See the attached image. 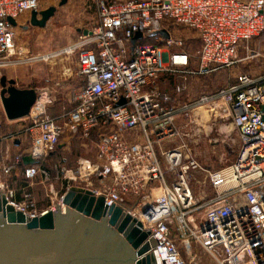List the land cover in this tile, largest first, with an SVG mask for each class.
<instances>
[{"label": "built area", "instance_id": "built-area-1", "mask_svg": "<svg viewBox=\"0 0 264 264\" xmlns=\"http://www.w3.org/2000/svg\"><path fill=\"white\" fill-rule=\"evenodd\" d=\"M41 3L0 0V70L13 64L17 52L9 19L19 22L40 11ZM95 6L97 23L70 47L79 51L84 83L75 106L51 116V93L36 90L38 99L25 123L3 138L12 146L19 140L21 149L8 156L9 163H0V197L6 195L18 211L35 218L65 209L64 197L75 185L142 223L157 242L151 250L157 264H187L173 236L176 230L191 254L190 264L200 262L197 247L211 264H264V78L241 74L236 82L184 105L155 86L160 76L187 82L193 75L237 66L243 44L264 35V0H95ZM161 31L169 37L154 35ZM137 33L143 37L133 46ZM191 41L199 43L196 71L186 49ZM186 89L185 83L177 85L175 96ZM208 105L216 118L231 122L241 147L229 167L207 171L215 194L202 202L190 185L192 171L202 167L186 145H163L184 136L180 118L197 126L198 110ZM3 123L0 114V127ZM93 133L98 136L95 158L78 160L74 169L58 167V191L49 170L25 165L28 187L40 179L46 190L50 204L44 210L37 209L32 194L16 200V190L4 178L26 157L38 163L55 153L63 138L90 139Z\"/></svg>", "mask_w": 264, "mask_h": 264}, {"label": "rangeland", "instance_id": "rangeland-1", "mask_svg": "<svg viewBox=\"0 0 264 264\" xmlns=\"http://www.w3.org/2000/svg\"><path fill=\"white\" fill-rule=\"evenodd\" d=\"M60 1L42 0L40 11L51 6L58 8L55 16L50 19L45 28L31 26L29 13L20 18L18 26L14 27L17 52L13 56V64L0 70V78L6 76L8 79L16 80L19 88L49 90L53 98V104L49 107L51 116H59L75 106V96L84 83L78 73L79 51L71 52L70 47L78 44L84 30H91L97 23L95 0H68L64 6L59 7ZM198 50V41H191L187 45V51L194 56L191 66V70L194 71L198 69ZM240 67L243 70L246 69L247 71L244 70L246 73L251 71L250 65L244 67L240 64ZM223 76L226 77L222 78ZM233 82H236V79L231 76L230 72H227L225 75H219V73L204 76L193 75L188 78L187 82L175 77L160 76L155 86L162 92L172 95L179 105H184L190 100H198L201 96L213 93ZM183 83L186 84L187 89L181 95L175 96V87ZM210 107L208 105L198 110L197 126L190 125V121L185 117L180 118L178 124L184 136L176 139L175 143L163 145L164 149L181 144L186 145L189 154L202 167V170L192 171L190 181L195 198L202 202L210 200L215 194L209 184L207 171L229 167L236 160L241 147L238 131L234 129L231 122L216 118ZM0 114L4 115V123H7L1 98ZM97 141V135L90 139L79 137L62 139L61 147L47 159L46 163L51 169V182L57 191L61 188V182L57 180L60 166L65 169H74L78 160L94 159ZM14 152L17 151L14 149L11 153ZM22 179L21 171L4 178L11 184V187L15 188L16 194H18L20 189L18 184L22 182ZM32 188L35 192L34 204L39 211H42L50 204L46 190L39 182H35ZM23 196L22 193V198ZM173 236L182 257L187 264H190L191 254L184 247L183 237L177 230L173 232ZM194 253L200 256L198 264L212 263L211 258L205 255L201 248H195Z\"/></svg>", "mask_w": 264, "mask_h": 264}, {"label": "water", "instance_id": "water-1", "mask_svg": "<svg viewBox=\"0 0 264 264\" xmlns=\"http://www.w3.org/2000/svg\"><path fill=\"white\" fill-rule=\"evenodd\" d=\"M68 0H61L59 7ZM51 6L30 14L33 27L45 28L57 12ZM13 27L18 22L12 18ZM84 34H90L84 30ZM168 38L166 31L155 33ZM143 37L137 33L133 46ZM0 98L11 122L29 117L38 99L36 89H22L14 79L0 78ZM124 104L125 101H122ZM264 112V107H263ZM16 145L20 141L15 142ZM24 165H35L31 157ZM63 203L45 215L29 218L6 195L0 197V264H157L152 248L157 245L149 231L120 206L108 207L105 198L91 190L71 187Z\"/></svg>", "mask_w": 264, "mask_h": 264}, {"label": "crops", "instance_id": "crops-1", "mask_svg": "<svg viewBox=\"0 0 264 264\" xmlns=\"http://www.w3.org/2000/svg\"><path fill=\"white\" fill-rule=\"evenodd\" d=\"M240 59L242 60L237 66H235L233 69L230 70H223L216 73H219V75H225L227 72L231 73V76L236 79L241 74H248L256 79H263L264 78V35L257 37L253 39L252 41L243 44L240 53H239ZM240 64H242L244 67L247 65H250L251 71L246 73L242 67H240ZM247 71V70H246ZM223 73V74H222ZM226 76H223L222 78H225ZM25 119L17 120V121H9L7 123H3L2 127L0 128V163H9V160H7L8 156H12L15 153H17L21 148H19L20 145H10L5 140H3L4 137L8 136L11 132H13L18 126L20 127L21 124L25 123ZM7 131V132H6ZM17 151L14 153H11L12 150ZM38 182L40 183V179H38ZM17 200V199H16ZM18 201V200H17Z\"/></svg>", "mask_w": 264, "mask_h": 264}, {"label": "trees", "instance_id": "trees-1", "mask_svg": "<svg viewBox=\"0 0 264 264\" xmlns=\"http://www.w3.org/2000/svg\"><path fill=\"white\" fill-rule=\"evenodd\" d=\"M187 49V48H186ZM2 127V126H1ZM0 127V128H1ZM97 134L96 133H93V135L92 136H96ZM79 138H81L80 136H79ZM57 152V151H56ZM55 152V153H56ZM55 153H53V154H55ZM53 154H51L49 157H51ZM48 157V158H49ZM47 158V159H48ZM47 159L46 160H41V161H38V165L39 166H41L42 168H45V169H47V170H49V171H51V169H50V167L46 164L47 163ZM25 165L22 163V164H20V165H18V166H16V168H15V170H14V173L13 174H15V173H18V171H21L22 172V175H23V171H24V169H25ZM76 167V166H75ZM36 182H38V180H36ZM18 186H19V191H18V194H17V196H16V199L18 200V201H22L23 200V198H22V193L24 194V193H29V194H32L33 196H34V194H35V192H34V190H33V188H30V187H28V184H27V182H25V180L24 179H22V182H20V184H18ZM12 188L13 189H15L13 186H12ZM35 197V196H34ZM48 206V205H47ZM46 206V207H47Z\"/></svg>", "mask_w": 264, "mask_h": 264}, {"label": "bare ground", "instance_id": "bare-ground-1", "mask_svg": "<svg viewBox=\"0 0 264 264\" xmlns=\"http://www.w3.org/2000/svg\"><path fill=\"white\" fill-rule=\"evenodd\" d=\"M46 99V96H43L41 99H40V103H44ZM201 109H204V108H201ZM200 109V110H201ZM206 115H208V112H206ZM160 195L159 194H156V199H159ZM142 224V223H141Z\"/></svg>", "mask_w": 264, "mask_h": 264}]
</instances>
